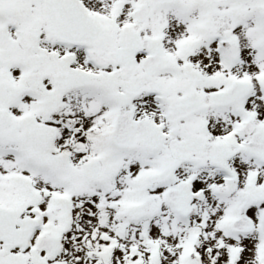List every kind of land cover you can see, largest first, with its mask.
Wrapping results in <instances>:
<instances>
[{"label": "snow or ice", "instance_id": "obj_1", "mask_svg": "<svg viewBox=\"0 0 264 264\" xmlns=\"http://www.w3.org/2000/svg\"><path fill=\"white\" fill-rule=\"evenodd\" d=\"M0 264H264V0H0Z\"/></svg>", "mask_w": 264, "mask_h": 264}]
</instances>
